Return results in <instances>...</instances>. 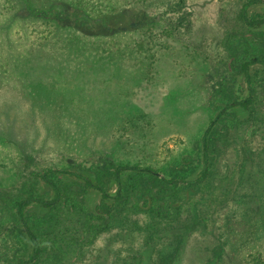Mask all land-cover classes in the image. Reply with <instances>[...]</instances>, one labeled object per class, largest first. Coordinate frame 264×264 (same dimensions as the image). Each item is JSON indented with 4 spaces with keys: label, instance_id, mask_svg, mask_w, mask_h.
<instances>
[{
    "label": "rangeland",
    "instance_id": "374dc122",
    "mask_svg": "<svg viewBox=\"0 0 264 264\" xmlns=\"http://www.w3.org/2000/svg\"><path fill=\"white\" fill-rule=\"evenodd\" d=\"M57 1L0 0V264L20 253L11 204L32 171L74 164L102 178L121 161L159 169L240 91L236 60L264 57V28L244 25L243 0H130L106 18ZM252 85L251 116H227L214 131L209 182L167 185L163 168L159 176L130 173L111 216L101 218L89 210L92 195L85 201L91 192L64 183L59 203L32 219L38 262L244 264L264 252L261 65L252 67ZM129 111L153 117L147 136L126 123ZM124 215L132 229L105 230Z\"/></svg>",
    "mask_w": 264,
    "mask_h": 264
},
{
    "label": "trees",
    "instance_id": "16d2710c",
    "mask_svg": "<svg viewBox=\"0 0 264 264\" xmlns=\"http://www.w3.org/2000/svg\"><path fill=\"white\" fill-rule=\"evenodd\" d=\"M49 0H43L47 2ZM57 1V0H55ZM103 0H58L57 5L62 6L68 3L82 10L86 14L94 13L101 17H109L118 9H122L125 3L130 0H113L118 2L114 5H108L105 10L100 5ZM59 2V3H58ZM257 8L258 13L252 15L250 9ZM240 19L249 28H264V0H243L240 8ZM149 44V42H148ZM261 65L264 67V57L255 55H243L235 62L234 67V85L240 88L231 100L221 103L213 112L211 119L202 128L198 137L192 140L189 146H182V141L177 150H173L175 154L168 155L165 163L159 169L152 166H142L128 162L116 163L102 178L90 169L82 168L74 164L66 166H47L30 173V182L27 189L20 197L12 201V221L10 227L15 242L19 246V254L8 264H40L42 254V243L33 228L32 219L36 215H44L50 209L54 208L62 196L61 186L67 182H77L87 191L91 192L86 197L87 203L90 198V212L101 217H110L116 208L117 203L122 197V187L125 177L134 173L136 176L144 174H154L159 176L160 168L165 172L161 174L160 181L167 185L191 186L200 185L210 181V150L215 135L214 131L220 121L227 116L231 119H247L252 114V103L254 88L252 85V67ZM133 110V109H132ZM126 123L137 131V136L144 137L152 130V119L145 111L128 112ZM191 137V136H189ZM184 145V144H183ZM169 167V168H168ZM115 186L114 192L109 188ZM120 219L108 220L105 230L111 227H121L123 230L127 224L134 220L131 215H124ZM135 228H140L139 226ZM133 228V229H135ZM143 230L149 235L163 239L166 231H161L160 227L153 225H144ZM164 247V245H163ZM39 261V262H38ZM129 264H143V260L134 258ZM244 264H264V252L257 251L250 254Z\"/></svg>",
    "mask_w": 264,
    "mask_h": 264
}]
</instances>
